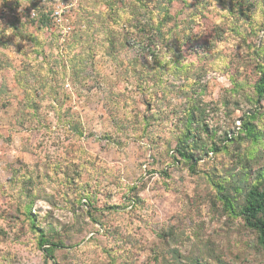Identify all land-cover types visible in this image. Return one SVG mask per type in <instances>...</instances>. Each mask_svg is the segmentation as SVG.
<instances>
[{"label":"rangeland","instance_id":"1","mask_svg":"<svg viewBox=\"0 0 264 264\" xmlns=\"http://www.w3.org/2000/svg\"><path fill=\"white\" fill-rule=\"evenodd\" d=\"M263 79L264 0H0V264H264Z\"/></svg>","mask_w":264,"mask_h":264},{"label":"trees","instance_id":"2","mask_svg":"<svg viewBox=\"0 0 264 264\" xmlns=\"http://www.w3.org/2000/svg\"><path fill=\"white\" fill-rule=\"evenodd\" d=\"M150 25H146V29H148ZM149 30V29H148ZM147 30V31H148ZM264 93V79L261 81V86L259 88L258 94L259 97H262ZM179 156L185 160H194L195 163L197 161L194 159V154L189 153L187 151H178ZM261 176L264 178V171H262ZM225 206L231 212L234 211V207L228 197H222ZM246 205L242 209V213L240 216L244 218L247 225L253 228L258 234V243L264 251V179L261 185L255 186L249 190L246 196ZM41 246L47 247L44 249L47 256L50 258H54V252L58 245L53 244L48 240H41ZM60 247V246H59Z\"/></svg>","mask_w":264,"mask_h":264}]
</instances>
